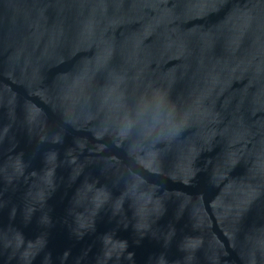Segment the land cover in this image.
I'll return each mask as SVG.
<instances>
[{
    "label": "water",
    "instance_id": "95a60500",
    "mask_svg": "<svg viewBox=\"0 0 264 264\" xmlns=\"http://www.w3.org/2000/svg\"><path fill=\"white\" fill-rule=\"evenodd\" d=\"M0 264H264V0H0Z\"/></svg>",
    "mask_w": 264,
    "mask_h": 264
}]
</instances>
